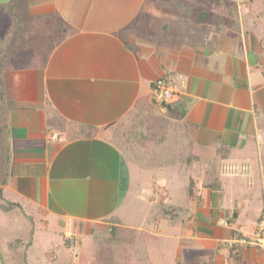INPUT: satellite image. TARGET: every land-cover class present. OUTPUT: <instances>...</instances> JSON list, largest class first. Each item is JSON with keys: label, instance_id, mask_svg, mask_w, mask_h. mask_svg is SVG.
<instances>
[{"label": "crops", "instance_id": "0c3cea01", "mask_svg": "<svg viewBox=\"0 0 264 264\" xmlns=\"http://www.w3.org/2000/svg\"><path fill=\"white\" fill-rule=\"evenodd\" d=\"M143 7L160 16L149 0H0V60L15 47L30 54L28 66L0 72V264H13L8 252L19 244L30 264H44L41 244L61 221L167 240L184 264H264V249L230 243L264 209V35L190 43L168 16L153 33L159 40L127 35ZM4 43L14 45L4 51ZM161 77L179 92L171 113L160 105L163 118L144 142L114 141L117 124L157 109L152 87ZM128 160L138 184L137 168L154 180L181 164L184 205L166 177L148 195L150 226H130L122 207V195L128 205L133 196ZM157 203L182 212L164 217L179 220L178 233L165 236L148 222Z\"/></svg>", "mask_w": 264, "mask_h": 264}, {"label": "rangeland", "instance_id": "374dc122", "mask_svg": "<svg viewBox=\"0 0 264 264\" xmlns=\"http://www.w3.org/2000/svg\"><path fill=\"white\" fill-rule=\"evenodd\" d=\"M149 1L150 3L154 1L157 4L160 10L158 8H154V10L160 16L155 17L151 13H147V17H150L149 25H144L147 28L138 32V34H142L144 40H149L150 38L159 40V35L154 36L153 33L158 31L157 28L162 24L165 16L169 17L168 21L172 23V26L175 23L177 24V26H174L177 36L183 40H188L190 43H205L210 40L218 41L222 37H234L238 39L244 34L256 35L258 37H263L264 35V0ZM201 11H207L208 17L205 19L203 17V20H200L202 17L200 15ZM174 19L176 20L175 22ZM168 27H170L169 24H167ZM133 32L135 33L136 31ZM8 43H4V51H8L14 45H9ZM3 55L4 53H1V56ZM160 107L158 105L155 110L157 114H161ZM3 121L0 96V122ZM133 124L123 123V126L119 127L116 125L115 129L117 131L115 134L119 135L121 139H125L124 142L138 139L134 137L138 133L134 130ZM130 162L128 160L125 163L126 165H124L126 166V180L128 184L126 190H131L133 194L130 205L127 204L128 200L125 202V194L122 195V207L129 213L127 221L130 226H150L146 220L147 216H145L149 203L148 195L156 190L155 185H162L166 177H171L172 181H177L175 183L176 204L178 206L184 205L183 199H185L186 194L184 193L183 196L181 185L187 180V177L185 174L183 175V168L181 170L183 176L181 175V171H179V168L182 166L181 164L173 168L170 167L163 172L156 171L154 180L157 181H154L152 176H148L151 175V172L137 168L143 174L142 176H144L141 179L142 182L138 184L137 178L132 179L131 170H129V166L131 167ZM166 183L168 184V182ZM156 205L151 209V216L150 214L149 216L152 219H149L148 222L154 220L157 223V227L160 224L158 227L160 229L159 233L165 236L167 233H178L180 227L175 222L179 220L176 217L164 218L167 215L166 210L176 213L177 206L170 205L167 208L163 203H157ZM181 213V211H178V214ZM169 220L173 221L174 224ZM52 222L54 220H51V225H53ZM61 223L60 229H58L60 226L56 224L58 231L55 229V232H52L53 230L51 229L48 230V234L46 233L45 240L41 244V247L44 246L43 249L45 248V250H40L44 264H184L183 261L176 258V252L173 251L167 240L157 239V241L151 242L148 241L149 238L144 234L140 240L137 231L127 227H92L90 232H86L84 228L81 230L77 226L66 227L65 221H61ZM50 241H53L59 247L55 249L50 248L52 246L49 245ZM150 243L153 244L150 245ZM183 251L181 249V255H183ZM8 253V263L30 264V258H28L30 252L27 251L25 246L19 244L16 250L11 249ZM195 255L200 257L195 260L205 259V255L203 256V254L201 256L198 252H195Z\"/></svg>", "mask_w": 264, "mask_h": 264}, {"label": "trees", "instance_id": "16d2710c", "mask_svg": "<svg viewBox=\"0 0 264 264\" xmlns=\"http://www.w3.org/2000/svg\"><path fill=\"white\" fill-rule=\"evenodd\" d=\"M200 15L202 16L200 18V20L201 19L203 20V17H204V19L208 17V12L207 11H201ZM148 22H150V17H147L146 8L143 7V9L141 11V14L135 19V21L127 29H125L126 30L125 33L128 34V33H131L133 31H136V30L142 31V30L147 28V27H144V25H146V26L149 25ZM178 38H179L180 41L183 40L180 37H178ZM183 41H185V40H183ZM186 41H188V40H186ZM212 42H216V41L210 40L208 42H205V43L202 42L200 44L209 45ZM33 51L36 52V55H33V56L39 55L40 58H42V60L44 59L43 51L41 49H35ZM33 51L30 52L31 55H32ZM28 55H30L29 54V49L19 48V47L13 48V50L9 51L8 53H6V54H4L2 56V58L0 60V72H2L4 70H7V69H17V68H22V67L28 66V63H30V62H27V60L24 59ZM32 61L34 62V59H32ZM0 77H1V75H0ZM143 105H144V103H141V104L139 103L137 105V108L139 107V108L142 109ZM148 106H146V109L148 111H145L143 113L141 112V116L140 115H138V117L136 116V118H138V119H136L134 121L135 123L133 124L134 130L136 131V133H138V134H136V138H141L142 142H144V140L150 139L149 136L151 134L150 133L151 128H150L149 125L155 124V122H156L155 120H158V122H160V119L163 118L162 116H160V114H157L155 112L156 109L153 108L152 105H150V106L153 109L151 107H148ZM167 108H168V111L170 112L171 111L170 110L171 109V105H167ZM143 109H145V108L143 107ZM119 126H123V123L121 122V123L117 124V127H119ZM116 131L117 130L115 129L114 130V134H115ZM113 137L115 138L114 141H118V142L121 141V137H119V135L115 134ZM165 212L167 214L170 213L169 210H166Z\"/></svg>", "mask_w": 264, "mask_h": 264}, {"label": "built area", "instance_id": "2783aa9c", "mask_svg": "<svg viewBox=\"0 0 264 264\" xmlns=\"http://www.w3.org/2000/svg\"><path fill=\"white\" fill-rule=\"evenodd\" d=\"M179 92L174 88L173 83L168 78H158L152 87V99L158 105H170L178 100ZM56 138V135H53ZM231 245L236 243L254 246L259 249H264V209L256 223L255 228L247 233L235 235L230 240Z\"/></svg>", "mask_w": 264, "mask_h": 264}]
</instances>
